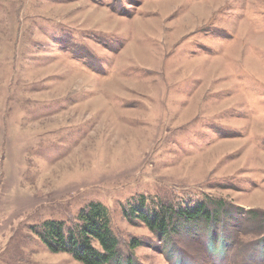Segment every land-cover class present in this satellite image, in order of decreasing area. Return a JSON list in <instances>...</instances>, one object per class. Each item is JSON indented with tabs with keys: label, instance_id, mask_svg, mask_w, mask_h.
<instances>
[{
	"label": "rangeland",
	"instance_id": "rangeland-1",
	"mask_svg": "<svg viewBox=\"0 0 264 264\" xmlns=\"http://www.w3.org/2000/svg\"><path fill=\"white\" fill-rule=\"evenodd\" d=\"M94 202L108 264H264V0H0V264Z\"/></svg>",
	"mask_w": 264,
	"mask_h": 264
},
{
	"label": "trees",
	"instance_id": "trees-1",
	"mask_svg": "<svg viewBox=\"0 0 264 264\" xmlns=\"http://www.w3.org/2000/svg\"><path fill=\"white\" fill-rule=\"evenodd\" d=\"M144 205L141 202V206ZM140 207L133 209L139 217L151 227L152 230L161 233L167 232L169 222V211L165 210L145 217L140 211ZM205 205H200L194 214L205 213ZM185 211L182 214H189ZM81 222L75 227H68L63 222L50 221L44 224L41 236L47 242L50 249L54 251L65 250L73 254L75 259L84 264H108L118 252V240L114 236L110 227V215L108 209L100 203H90L82 211ZM97 242L100 249L94 245Z\"/></svg>",
	"mask_w": 264,
	"mask_h": 264
}]
</instances>
